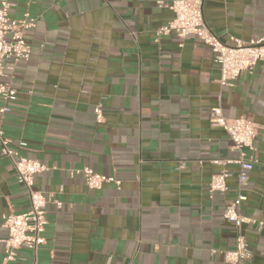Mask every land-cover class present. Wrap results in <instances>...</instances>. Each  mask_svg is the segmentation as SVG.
<instances>
[{"label":"crops","instance_id":"0c3cea01","mask_svg":"<svg viewBox=\"0 0 264 264\" xmlns=\"http://www.w3.org/2000/svg\"><path fill=\"white\" fill-rule=\"evenodd\" d=\"M9 16L36 17L26 32L31 57L5 69L15 90L0 99V130L18 152L47 169L34 176L45 205V243L36 264H227L236 232L223 212L234 198L238 166L228 118L257 124L242 225L252 256L264 264V63L220 87L210 47L193 34H157L173 17L171 0H9ZM208 28L224 43L264 32V0H203ZM101 105L98 122L94 108ZM84 166L119 181L89 188ZM226 168L225 192L210 191ZM55 201L60 202L57 206ZM28 198L0 154V264H31L32 253L4 261L3 214L25 211Z\"/></svg>","mask_w":264,"mask_h":264},{"label":"built area","instance_id":"2783aa9c","mask_svg":"<svg viewBox=\"0 0 264 264\" xmlns=\"http://www.w3.org/2000/svg\"><path fill=\"white\" fill-rule=\"evenodd\" d=\"M9 0H0V99L5 103L13 99L15 90L3 80L5 69H12L14 65L31 57V47L26 39V32L36 26V17L25 11L18 19L9 16ZM203 0H171L168 4L173 13L172 19L157 29V34L174 33L178 37L188 34L195 35L204 44L210 47L214 60L219 66V85L226 87L244 71H251L257 62L264 63V32L256 39L244 41L241 38L230 36L231 43L222 42L213 33L204 20ZM4 105L0 112L9 111ZM96 120L103 119L101 105L94 108ZM211 125L221 127L229 140L231 149L236 156L229 159H214L213 163L227 165L235 163L238 166L236 193L231 202L224 209V218L233 224L236 232L235 244L232 248L222 249L220 252L227 264H243L252 253L247 246V240L242 232V225L250 218L242 213V205L246 200L245 185L248 172L256 162L253 151V139L257 131V124L243 117L228 118L220 106L210 110ZM26 145L24 141H13L0 130V154L9 158L16 175L28 198V208L15 213L9 211L2 216V224L7 229L4 241V261L17 258L18 250L26 248L32 253L31 264H36L38 249L45 243L43 235L46 225L45 205L48 197L34 187V176L47 167L37 159L27 157L18 152ZM76 172H82L85 183L89 188L98 189L104 182L119 183L113 176L94 172L84 166ZM226 168L211 175L208 186L210 191L225 192L228 188ZM60 206L59 201H55Z\"/></svg>","mask_w":264,"mask_h":264}]
</instances>
